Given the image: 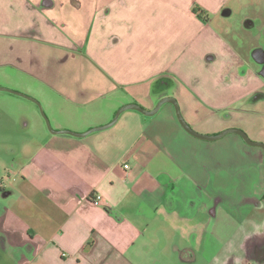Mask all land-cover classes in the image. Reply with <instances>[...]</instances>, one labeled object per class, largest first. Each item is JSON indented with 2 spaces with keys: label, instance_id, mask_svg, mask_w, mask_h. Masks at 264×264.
I'll return each instance as SVG.
<instances>
[{
  "label": "crops",
  "instance_id": "crops-1",
  "mask_svg": "<svg viewBox=\"0 0 264 264\" xmlns=\"http://www.w3.org/2000/svg\"><path fill=\"white\" fill-rule=\"evenodd\" d=\"M3 66L27 76L19 89L50 108L55 130L88 131L129 103L151 110L175 81L194 129L242 128L213 123L237 106L264 141V0H0ZM163 110L128 109L84 136L35 129L0 182V264H264L263 158L252 211L210 214L208 172L190 177L177 159L182 142L207 139Z\"/></svg>",
  "mask_w": 264,
  "mask_h": 264
},
{
  "label": "rangeland",
  "instance_id": "rangeland-1",
  "mask_svg": "<svg viewBox=\"0 0 264 264\" xmlns=\"http://www.w3.org/2000/svg\"><path fill=\"white\" fill-rule=\"evenodd\" d=\"M0 72H5L3 74L8 75V77H4L3 74L0 76V87H4L9 90L17 91L31 96L26 91L22 92L19 89L21 87H25L24 83H31L27 76H22V74L19 75L18 73H16L17 71L10 66L1 67ZM174 82L175 81L166 82L167 84L165 86V94L160 97L158 101L163 97H172L177 100L176 94L178 93L181 95L182 93L178 92ZM158 89L159 88H156L155 90ZM35 99L38 101L41 111L39 109V106L33 101H30L29 99L20 95L13 94L12 92L0 90V182L6 181V175L8 174L7 171L15 168L19 164V162L23 160V151L24 149H27L26 147H28L27 145L30 141V137L35 134L34 132H36L35 129L39 128L41 125H44L46 127V122L43 114L48 119L50 127L54 129L50 108H46L39 99ZM236 107L232 109L224 108L222 110L214 112V116L212 117L213 123L216 125H220L228 121H239L240 123H243L241 125L242 128H235L242 129L251 140L264 143L263 140L254 138V136L256 135L255 131L257 130L258 126L255 119H253L254 117L251 118L240 116L237 112L238 108ZM163 109H169L173 114L175 113L173 105L167 102L161 105V108H159V110L152 116L162 115L165 111ZM180 111L186 121V117L184 114L185 111L182 106L180 107ZM224 129H221L219 132ZM194 130L202 135H208L205 133H201L196 129ZM200 141L202 143H206V146H188L184 145L182 142V145L180 146L181 152L177 156L179 164L181 166H187L186 168L190 169V171L188 172L190 174V177L193 176L198 180H200L201 177H203V175L208 172V180L205 181V184H202L201 188L207 185L205 191L212 192L214 202L210 205H207L206 212L212 214L213 211L214 214V212L219 209H223L225 212L226 210H228V214L235 213L234 215L230 216L240 220L242 217L247 216V214L252 211L251 201L255 197L254 194L256 190L253 185L258 176V171L252 164L253 161L256 160L258 154L261 158H263L262 169H259V171H261V184L264 185V150L259 146H252L247 144L239 135L235 133H227L221 138L211 141ZM208 158L210 159V161H219L220 164L222 163L220 162L222 159L225 161H234L240 159L239 161H242L243 166L237 171L236 169L224 170V167L222 166L216 167V169H213L212 171H204L201 167V163L209 162ZM228 163L230 164V162ZM11 165H14V167ZM231 165L233 168L236 167V165H234L233 163ZM191 170L194 171L192 172ZM226 195L228 196V198H225ZM216 201H221V203H216ZM228 201H230V203H228ZM255 203V206H258L257 200L255 201ZM260 204L261 206H263L262 208H264L263 202H261ZM193 206L198 214L202 213V205L201 203H199L198 197L196 198V202L193 205L191 204V209H193ZM257 222L258 221L256 219V229L258 226ZM262 222L263 221H261V223ZM216 225H219V222H215V220L213 219V227H215ZM236 227V224H230L228 230L234 231Z\"/></svg>",
  "mask_w": 264,
  "mask_h": 264
},
{
  "label": "water",
  "instance_id": "water-1",
  "mask_svg": "<svg viewBox=\"0 0 264 264\" xmlns=\"http://www.w3.org/2000/svg\"><path fill=\"white\" fill-rule=\"evenodd\" d=\"M0 90H5V91H9V92H12L14 94H17V95H20L22 97H25L27 99H29L30 101H33L34 103H36L38 106H39V103L38 101L31 97V96H28L26 94H23V93H20V92H17V91H12V90H9L7 88H4V87H0ZM171 103L174 107V110H175V116H176V119L178 121V123L181 125V127L189 134H191L192 136H195V137H198V138H201V139H207V140H215V139H218L222 136H224L225 134L227 133H235L237 135H239L247 144L249 145H252V146H259L261 147L263 150H264V143L263 142H259V141H254V140H251L248 135L240 128H235V127H230V128H226L224 130H222L221 132H219L218 134L216 135H202L198 132H196L186 121L185 119L183 118L182 114H181V111H180V108L178 106V103L176 101L175 98H172V97H163L162 99H160L157 103H156V106L151 109V110H145L144 108H142L141 106L137 105V104H134V103H129V104H125L123 106H121L117 111L116 113L114 114L113 118L106 124L104 125H101V126H98V127H93L91 129H89L88 131H85V132H82V133H77V132H73V131H69V130H54L50 127V123L48 121V119L46 118V116L43 114L44 116V119H45V122H46V127L47 129L51 132V133H66V134H71V135H75V136H84L92 131H96V130H102V129H105V128H108L110 126H112L115 121L117 120L119 114L125 110H128V109H135V110H138L140 111L141 113L143 114H146V115H153L155 114L159 108L161 107V105H163L164 103ZM39 109L41 111V108L39 106Z\"/></svg>",
  "mask_w": 264,
  "mask_h": 264
},
{
  "label": "built area",
  "instance_id": "built-area-1",
  "mask_svg": "<svg viewBox=\"0 0 264 264\" xmlns=\"http://www.w3.org/2000/svg\"><path fill=\"white\" fill-rule=\"evenodd\" d=\"M124 167L126 168V167H128L127 165H124Z\"/></svg>",
  "mask_w": 264,
  "mask_h": 264
},
{
  "label": "flooded vegetation",
  "instance_id": "flooded-vegetation-1",
  "mask_svg": "<svg viewBox=\"0 0 264 264\" xmlns=\"http://www.w3.org/2000/svg\"><path fill=\"white\" fill-rule=\"evenodd\" d=\"M263 195H264V193H263Z\"/></svg>",
  "mask_w": 264,
  "mask_h": 264
}]
</instances>
